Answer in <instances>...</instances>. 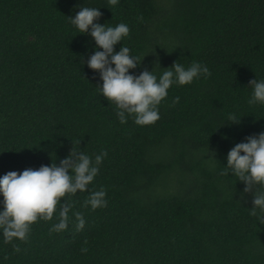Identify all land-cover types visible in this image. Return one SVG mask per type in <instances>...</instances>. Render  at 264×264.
<instances>
[{"label": "trees", "instance_id": "16d2710c", "mask_svg": "<svg viewBox=\"0 0 264 264\" xmlns=\"http://www.w3.org/2000/svg\"><path fill=\"white\" fill-rule=\"evenodd\" d=\"M83 3L99 7L98 22L129 26L114 51L122 43L142 58L130 72L180 60L210 75L170 86L154 123H121L97 92L98 73L80 63L94 41L66 16ZM256 77L264 0H0V175L58 163L72 146L107 152L89 185L104 187L106 206L81 207L88 192L78 190L79 231L50 233L55 216L38 219L26 241L0 238V264H264L252 193L222 173L227 151L264 131V105L247 103Z\"/></svg>", "mask_w": 264, "mask_h": 264}, {"label": "clouds", "instance_id": "9594fccd", "mask_svg": "<svg viewBox=\"0 0 264 264\" xmlns=\"http://www.w3.org/2000/svg\"><path fill=\"white\" fill-rule=\"evenodd\" d=\"M118 0H109L116 4ZM74 15L66 16L69 23L78 31L94 41L92 52L85 61L80 57V63H86L89 69L98 73L101 83L95 85L98 94H102L108 102L115 105L116 115L121 123L132 118L137 125L144 126L159 119V108L162 99L168 95L172 85H185L201 76L210 75L207 65L192 61L188 65L174 60L165 68H160L158 61L151 70L142 69L134 74L129 69L136 68L142 58L130 52V48L122 43L114 51V45L121 42L129 34V26L119 22L114 26L100 23L99 7L78 6ZM144 57V56H143ZM154 67L161 69L155 72ZM251 92L247 99L250 105H264V78L248 81ZM172 97L171 103L179 101ZM239 117L230 113L228 122H239ZM209 151V150H208ZM106 150L90 155L73 146L69 153L56 161L38 168H24L19 173L10 170L0 175V238L4 243L14 239L26 241L31 225L38 219L48 221L55 216V222L49 227V232H61L70 224L79 231L85 224L84 215L74 208L71 197L79 192H88L81 207L95 210L107 204L106 191L101 185L97 190H90L89 185L99 172ZM213 160L215 154L210 153ZM226 163L222 173L230 172L244 185V193H252L251 207L247 208L250 216L256 222L264 224V131L250 134L240 142L235 143L226 153ZM61 198L63 200L61 201ZM13 250L20 251L17 244H12ZM86 251V249H81Z\"/></svg>", "mask_w": 264, "mask_h": 264}]
</instances>
